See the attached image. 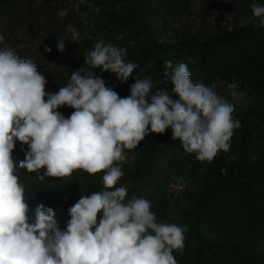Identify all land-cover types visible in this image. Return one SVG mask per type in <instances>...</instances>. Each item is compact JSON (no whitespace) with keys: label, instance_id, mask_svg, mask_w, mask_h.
Instances as JSON below:
<instances>
[{"label":"clouds","instance_id":"1","mask_svg":"<svg viewBox=\"0 0 264 264\" xmlns=\"http://www.w3.org/2000/svg\"><path fill=\"white\" fill-rule=\"evenodd\" d=\"M250 7L264 27V5ZM69 31L70 40L78 42L80 34L71 27ZM57 48L65 50L63 39ZM126 55V48L100 40L85 53L84 64L125 82L138 67L126 62ZM164 69V81L174 85L171 93L153 91V81L145 77L136 79L131 94L120 98L102 77L81 68L57 93H46L47 81L31 59H22L10 47L0 50V264H177L173 251L183 250L188 227L157 222L151 202L142 197L126 199V187H115L124 173L114 162L124 161L125 150L137 148L146 135L164 134L169 128L186 153L210 162L229 151L241 121L215 85L192 83L187 64L174 66L168 60ZM228 88L234 99L243 95L236 83ZM65 105L75 109L67 119L54 111ZM17 140L28 146L19 169H46L37 177L41 181L68 177L74 170L90 175L107 170L102 177L105 190L81 195L68 209L66 231L58 228L54 210L43 204L29 223L25 187L12 159Z\"/></svg>","mask_w":264,"mask_h":264},{"label":"rangeland","instance_id":"2","mask_svg":"<svg viewBox=\"0 0 264 264\" xmlns=\"http://www.w3.org/2000/svg\"><path fill=\"white\" fill-rule=\"evenodd\" d=\"M28 2L33 17L25 10ZM252 3L264 5V0H0V34L12 33L8 45L0 44V50L10 47L22 59H31L47 81L45 89L65 87L71 73L81 68L102 77L120 98L129 96L136 79L145 77L153 81V91L160 88L171 93L174 85L170 88L164 81V62L185 63L192 83L215 85V92L234 105L233 117L243 120L251 132L247 159L264 169V57H236L225 68H212L221 59L222 51L215 44L219 36L260 23L252 14ZM69 27L80 34L78 42L70 40ZM61 39L68 42L65 50L47 62L41 52L46 47L57 48ZM100 40L126 48V62L138 65L127 81L84 64L85 53ZM208 68L212 72L207 73ZM231 83L237 84L241 97L234 99L229 94ZM238 135L234 130L229 151L219 152L209 162L186 153L181 142L172 138L171 128L164 134L150 133L137 148L125 150L124 161L114 162L124 173L115 187H126V199L135 195L150 201L157 222L180 225L183 214L190 211L188 194L204 193L239 160ZM35 211L27 212L29 223H34ZM102 215L98 213L97 225ZM54 218L58 228L66 231L69 213H55Z\"/></svg>","mask_w":264,"mask_h":264},{"label":"trees","instance_id":"3","mask_svg":"<svg viewBox=\"0 0 264 264\" xmlns=\"http://www.w3.org/2000/svg\"><path fill=\"white\" fill-rule=\"evenodd\" d=\"M25 10L31 17L34 16L29 2ZM2 34L4 41L0 44L8 45L11 31ZM215 44L222 54L213 69L225 68L236 57L262 58L264 27L254 22L251 26L233 29L219 36ZM41 53L47 62L56 60L60 55L58 48ZM155 61L162 70L160 60L155 57ZM213 69L208 68L207 73ZM168 84L173 87L170 81ZM45 91L57 93L59 89ZM54 111H59L67 119L75 109L65 105ZM240 121L241 127L237 129L239 160L219 174L204 193L187 196L190 211L183 214L180 225H186L189 230L185 233L183 250L173 251L177 264H264V169L248 161L245 150L251 132L249 126ZM27 151L28 146L17 140L12 159L17 165L19 182L25 187L28 212L43 204L45 209L51 207L55 213H68L81 195L90 196L95 191L104 190L102 177L107 170L95 175L74 170L68 177L39 180L38 175H43L46 169L28 173L18 167ZM100 213L103 214L102 211ZM208 235H214L216 239Z\"/></svg>","mask_w":264,"mask_h":264}]
</instances>
